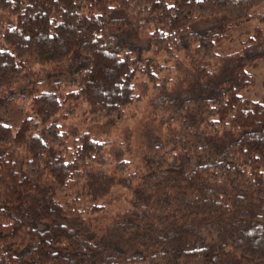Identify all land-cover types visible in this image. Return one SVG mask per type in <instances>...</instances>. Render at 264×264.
<instances>
[{
    "label": "trees",
    "instance_id": "obj_1",
    "mask_svg": "<svg viewBox=\"0 0 264 264\" xmlns=\"http://www.w3.org/2000/svg\"><path fill=\"white\" fill-rule=\"evenodd\" d=\"M263 5L0 0V264H264Z\"/></svg>",
    "mask_w": 264,
    "mask_h": 264
},
{
    "label": "rangeland",
    "instance_id": "obj_2",
    "mask_svg": "<svg viewBox=\"0 0 264 264\" xmlns=\"http://www.w3.org/2000/svg\"><path fill=\"white\" fill-rule=\"evenodd\" d=\"M260 9H264V5L260 7ZM260 23L257 22L256 19L253 20H249L248 22H246L243 26V28L241 29H248V30H252V28L256 25H259ZM263 28H264V24H263ZM231 46H229V48H227V45L224 46V50H230L232 49L237 42H233L230 43ZM248 70L255 76V82L248 88H246L245 90L242 91V93L245 96H250V97H258L260 95H262L264 93V87H263V78H264V58L263 59H258L256 61H254L252 64L249 65ZM8 107H4L3 110H0V114H2L1 116L4 117V119H15L18 118L20 116V111L17 108H9Z\"/></svg>",
    "mask_w": 264,
    "mask_h": 264
}]
</instances>
